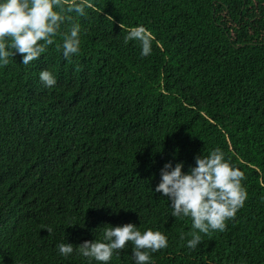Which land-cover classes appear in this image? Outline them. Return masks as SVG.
<instances>
[{
	"label": "trees",
	"instance_id": "trees-1",
	"mask_svg": "<svg viewBox=\"0 0 264 264\" xmlns=\"http://www.w3.org/2000/svg\"><path fill=\"white\" fill-rule=\"evenodd\" d=\"M91 3L60 30L81 25L77 54L65 59L58 35L29 65L0 67V264H98L57 245L126 223L168 237L153 264H264V0ZM138 25L154 37L146 57L125 43ZM216 148L248 197L193 250L191 218L155 187L166 163L188 172ZM131 255L129 243L109 264Z\"/></svg>",
	"mask_w": 264,
	"mask_h": 264
},
{
	"label": "clouds",
	"instance_id": "clouds-1",
	"mask_svg": "<svg viewBox=\"0 0 264 264\" xmlns=\"http://www.w3.org/2000/svg\"><path fill=\"white\" fill-rule=\"evenodd\" d=\"M91 0H0V67L9 64V58L22 56V64L29 65L38 60L54 44V38L62 36L63 56L68 59L80 51L81 25L72 23L70 30L61 33V27L71 17L66 13L76 12L85 16L86 8H92ZM125 43L136 41L141 56L152 52L154 37L143 26L131 28L125 36ZM39 80L51 88L57 80L49 70L39 73ZM183 162L173 167L166 163L160 171V182L155 192L169 201L172 217H189L194 231L186 247L196 249L201 243L199 233L223 232L227 221L234 219L244 206L248 193L243 187L244 173L230 164L223 151L216 148L207 156L197 155L195 166L183 171ZM47 231L51 234L52 229ZM183 239V237H181ZM132 246L133 264H153L151 253L168 247V237L159 230L148 228L141 231L133 223L102 229V237L85 241L79 246L61 242L57 245L62 257L74 252L98 264H109L113 254Z\"/></svg>",
	"mask_w": 264,
	"mask_h": 264
}]
</instances>
